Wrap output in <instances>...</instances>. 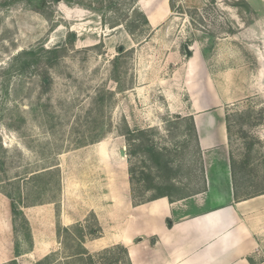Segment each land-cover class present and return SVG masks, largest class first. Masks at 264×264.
<instances>
[{"label":"rangeland","instance_id":"1","mask_svg":"<svg viewBox=\"0 0 264 264\" xmlns=\"http://www.w3.org/2000/svg\"><path fill=\"white\" fill-rule=\"evenodd\" d=\"M52 48L63 56L50 65L41 49ZM28 50L37 66L11 72ZM213 87L231 101L240 195L262 191L264 0H0V251L39 245L17 263L55 254L61 264L74 248L57 225L86 223L99 231L84 241L95 264H127L94 213L110 204L100 144L120 173L129 169L135 202L160 188L197 192L199 154L181 115L191 96ZM147 147L161 153L159 166ZM8 197L27 224L13 218Z\"/></svg>","mask_w":264,"mask_h":264},{"label":"crops","instance_id":"2","mask_svg":"<svg viewBox=\"0 0 264 264\" xmlns=\"http://www.w3.org/2000/svg\"><path fill=\"white\" fill-rule=\"evenodd\" d=\"M209 91L191 96L181 115L193 125L200 160L197 192L163 191L166 196L135 202L129 169L120 173V161L107 150L99 152L110 162L105 193L110 204L94 213L102 232L110 233L109 245L124 247L130 264H264V190L240 195L241 164L231 157L226 119L231 101L215 87ZM41 249L34 245L19 256L1 250L0 264L32 260Z\"/></svg>","mask_w":264,"mask_h":264},{"label":"trees","instance_id":"3","mask_svg":"<svg viewBox=\"0 0 264 264\" xmlns=\"http://www.w3.org/2000/svg\"><path fill=\"white\" fill-rule=\"evenodd\" d=\"M24 1H27L29 3L33 2V1H38V3L41 2V0H24ZM65 1L67 3H69V0H65ZM143 21L146 23L148 22L145 18L143 19ZM41 50L44 53L50 55L47 59L48 60L47 63L50 65L52 64V62H56L57 60H59L63 56V51L61 48H52V49H47V50L41 49ZM38 59L39 58H38V54L36 53V51H33V50L23 51L14 57L13 64L11 65L10 70H12L11 72H14L16 74H20V75L26 74L31 69H33L35 66H37L36 64H37ZM42 80H43V82H45L46 79L44 78ZM191 126H192V130H193V125L191 124ZM193 133H194V130H193ZM146 153H147V158H148L150 163L155 165V167L160 165L162 155H161V153H159V151H157L154 147L153 148L147 147ZM130 180H131V178H130ZM131 184H132V180H131ZM159 190L160 191H159V194L157 196H160V197L166 196V195H162L163 194L162 192L164 191L163 189L160 188ZM8 198H10V197H8ZM10 200H11L10 210H11V214H12L13 218H19L23 224H25V223L27 224L22 211L17 207L15 200L12 198H10ZM57 229H58V231H57L58 235L61 236V232L65 233L66 238L70 239L69 241H71L73 243V244L72 243L71 244L74 248V250L72 249L70 256H68L66 258L65 262L61 263V264H95L93 257L88 254V252L86 251V249L84 247V241H86L87 238H90L91 236H93V234H95L96 232L99 233V231L97 229L87 228L86 223H84V224L77 223V224H75L69 228H67V227L62 228L58 224ZM69 248H71V246ZM116 249H120V251L123 252V254L126 257L127 264H130V262L127 258L126 249L122 246L121 247L117 246ZM15 255L19 256L18 250L15 251ZM55 262H56L55 254H52V255L45 256L43 259L36 261L33 264H56ZM102 263L105 264L106 261H102ZM6 264H18V263L16 262V260H12Z\"/></svg>","mask_w":264,"mask_h":264},{"label":"bare ground","instance_id":"4","mask_svg":"<svg viewBox=\"0 0 264 264\" xmlns=\"http://www.w3.org/2000/svg\"><path fill=\"white\" fill-rule=\"evenodd\" d=\"M104 142V141H103ZM100 143V142H99ZM99 149H100V153L103 155V154H105V152H106V147L104 146V144H100V147H99Z\"/></svg>","mask_w":264,"mask_h":264},{"label":"water","instance_id":"5","mask_svg":"<svg viewBox=\"0 0 264 264\" xmlns=\"http://www.w3.org/2000/svg\"><path fill=\"white\" fill-rule=\"evenodd\" d=\"M188 54V53H187ZM189 55V54H188ZM121 155H123V153L121 152Z\"/></svg>","mask_w":264,"mask_h":264}]
</instances>
